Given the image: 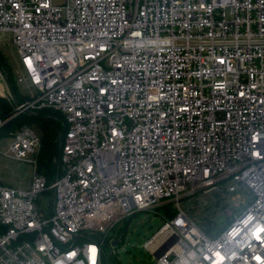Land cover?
<instances>
[{"label":"built area","instance_id":"built-area-1","mask_svg":"<svg viewBox=\"0 0 264 264\" xmlns=\"http://www.w3.org/2000/svg\"><path fill=\"white\" fill-rule=\"evenodd\" d=\"M7 33L34 90L5 96L15 116L51 109L65 126L50 183L34 126L0 148L34 169L26 190L0 185V264H110L108 234L167 204L144 245L155 264H264V0H0ZM209 199L232 217L218 235L181 207Z\"/></svg>","mask_w":264,"mask_h":264},{"label":"rangeland","instance_id":"rangeland-1","mask_svg":"<svg viewBox=\"0 0 264 264\" xmlns=\"http://www.w3.org/2000/svg\"><path fill=\"white\" fill-rule=\"evenodd\" d=\"M0 50L7 58L15 77L25 74L22 71L21 60L13 45L12 35L10 33L0 34ZM7 76L6 71L0 68V84L3 86L2 88L0 87V96L3 97L8 96L10 93L12 94ZM19 91L23 95L29 96L34 94V90L27 88L26 85H20ZM35 129L40 134L39 128L35 127ZM12 141V138L0 139V148L2 151L6 152ZM33 174L34 169L32 165L0 156V185L26 190L30 186ZM230 183L233 182L229 181L226 185ZM233 197H239L240 199L234 201ZM52 199V193H43L40 195L36 204L41 214L47 215L49 213ZM216 199L220 200V197ZM251 199V192L244 187H238L235 193H227L228 207L232 208L236 213L244 212L249 206ZM181 207L191 218L196 220L199 228L208 231L209 235H218L231 224L230 220L232 217L229 218L223 213L225 209L224 202L220 201L216 205L215 201L209 199L208 206H205L203 202L182 200ZM165 220L164 209L154 208L151 211L133 215L127 222L123 221L119 223L108 234V240L110 238L114 240L117 238L121 239L122 233H124L125 237L120 244L113 245V254L111 253V246H104L109 259L113 256L116 264H155L156 260L154 256L144 249V245L164 224Z\"/></svg>","mask_w":264,"mask_h":264},{"label":"trees","instance_id":"trees-1","mask_svg":"<svg viewBox=\"0 0 264 264\" xmlns=\"http://www.w3.org/2000/svg\"><path fill=\"white\" fill-rule=\"evenodd\" d=\"M0 68L6 71L9 88L15 96V101L22 104L26 101H31L33 98L28 95H23L19 91V84L17 76L8 64L7 58L0 50ZM15 102V103H16ZM15 103L11 102L8 98L0 96V121L3 125L0 127V139L13 138L24 125L38 127L40 130V138L42 149L38 159V172L43 174L50 183L55 174V159L57 158L60 150V135L64 131V120L62 116L51 110L44 109L38 111H28L15 116ZM165 211V219H172L176 216V211L173 209L172 204H167L161 207ZM130 219V218H129ZM129 219L125 220L126 222ZM125 232V231H124ZM126 233V232H125ZM124 233L121 234L119 244L124 239ZM118 239V238H117ZM119 240V239H118ZM109 241V240H108ZM106 240V244L108 243ZM110 264H116L113 256L109 259Z\"/></svg>","mask_w":264,"mask_h":264},{"label":"bare ground","instance_id":"bare-ground-1","mask_svg":"<svg viewBox=\"0 0 264 264\" xmlns=\"http://www.w3.org/2000/svg\"><path fill=\"white\" fill-rule=\"evenodd\" d=\"M0 87L2 88L3 86L0 84Z\"/></svg>","mask_w":264,"mask_h":264},{"label":"crops","instance_id":"crops-1","mask_svg":"<svg viewBox=\"0 0 264 264\" xmlns=\"http://www.w3.org/2000/svg\"><path fill=\"white\" fill-rule=\"evenodd\" d=\"M29 96H31V95H29Z\"/></svg>","mask_w":264,"mask_h":264}]
</instances>
